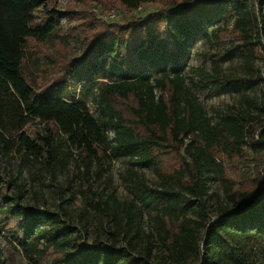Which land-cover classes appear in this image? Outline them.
I'll return each mask as SVG.
<instances>
[{
	"label": "trees",
	"instance_id": "obj_1",
	"mask_svg": "<svg viewBox=\"0 0 264 264\" xmlns=\"http://www.w3.org/2000/svg\"><path fill=\"white\" fill-rule=\"evenodd\" d=\"M156 1L111 2L132 12ZM214 8L234 15V31L244 44H252L257 19L247 0H174L120 22L90 15L81 41L83 54L53 61L52 79L36 89L23 73L21 49L44 42L63 13L48 8L47 0H0V153L7 154L18 143L25 166L35 162L50 174L72 159L86 169L128 159L124 179L133 194L131 206L139 202L156 216L162 252L153 261L149 246L132 241L131 221L122 228L124 247L116 245V237L84 245L59 216L18 207L1 188L0 231L22 247L29 263L190 264L202 256V264H264V127L258 140L248 125L257 120L253 111L264 108L245 91L244 114L227 113L213 122L183 95L181 53L203 29L200 14ZM220 68L214 61L205 82L210 95L232 83ZM73 75L94 102L95 116L74 99ZM249 83L248 78L238 86ZM63 88L69 96H58ZM123 100L127 102L120 106ZM36 119L44 124L42 132L27 131ZM243 147L257 157L252 164ZM223 154L229 157L227 165L217 161ZM169 157L174 158L171 166ZM225 166L227 174L237 175L236 189L227 183ZM138 167L152 169L154 187ZM214 170L231 209L222 208L211 219L201 200ZM246 181L248 188L242 186Z\"/></svg>",
	"mask_w": 264,
	"mask_h": 264
},
{
	"label": "rangeland",
	"instance_id": "obj_2",
	"mask_svg": "<svg viewBox=\"0 0 264 264\" xmlns=\"http://www.w3.org/2000/svg\"><path fill=\"white\" fill-rule=\"evenodd\" d=\"M111 1L113 0H47L48 8H55L63 13L58 28L41 44L33 45L30 42L21 49L23 73L36 89L52 79L55 60H69L74 55L83 54L81 41L86 32L84 29L89 26L86 22L92 19L90 15L103 21L120 22L132 16L142 17L156 10L158 6L168 5L174 0H157L132 12L115 7ZM247 1L251 14L257 19V25L254 26L250 38L252 44H244L234 31V15H225L218 8H214L205 15L200 14L203 29L181 53L185 88L183 95L189 96L213 122L227 113L244 114L246 106L241 96L245 91L254 102L264 108V104H261L264 103V0ZM111 9L116 12V16L109 20L102 19L101 14ZM214 61H219L220 71L232 80V83L222 86L219 92L210 95L205 88V82L213 73ZM248 78L251 83L238 86ZM72 90L74 99L83 101L89 112L95 116L94 102L91 97H85L81 92L75 75L72 76ZM57 93L58 96H69L66 88ZM158 94L157 90L156 95ZM126 102L127 100L120 101L119 105L123 106ZM253 115L257 120L249 122L248 125L254 136L260 140L264 127V109L254 110ZM245 121L243 119L242 122ZM43 126L44 124L36 119L27 131L36 129L42 132ZM108 133L112 136L111 131ZM197 139L201 141L202 135L198 134ZM72 152L74 154L76 150ZM243 155L250 159L251 164L257 158L247 147H243ZM227 158L229 157L223 154L217 161L222 164L224 161L227 165ZM166 159L167 165L171 166L174 158ZM127 166L128 159L121 158L113 160L110 164L93 163L86 169L81 165L77 167V162L73 163L72 159L58 166L56 172L50 174L41 171L35 162L25 166L20 146L14 142L7 154L0 153V191L5 188L3 191L10 197L9 202L17 204L18 207L30 212L47 211L59 216L63 223L70 227L73 237L84 245H91L95 240L109 243L110 238L116 237V245L124 247L122 228L131 221L128 236L141 247L149 246L154 255L152 260L158 261L156 257L162 252L156 236L157 218L151 214L150 209L139 202L131 206L134 202L133 194L124 179ZM138 171L148 185H156L157 179L152 169L138 167ZM224 171L227 183L236 189L237 175L227 174L230 170L226 169V166ZM209 175L212 179L208 181V192L201 201L207 209L208 217L212 219L222 208L231 209V206L228 205L227 193L222 180H218L216 170ZM242 186L248 188L250 185L246 181ZM4 233L0 231V264H34L29 263L22 247ZM204 237L203 230L201 238ZM190 264H202V256L200 260L191 259Z\"/></svg>",
	"mask_w": 264,
	"mask_h": 264
},
{
	"label": "built area",
	"instance_id": "obj_3",
	"mask_svg": "<svg viewBox=\"0 0 264 264\" xmlns=\"http://www.w3.org/2000/svg\"><path fill=\"white\" fill-rule=\"evenodd\" d=\"M101 16H102L101 18L104 20L113 19L116 16V12L113 9H111L101 14Z\"/></svg>",
	"mask_w": 264,
	"mask_h": 264
}]
</instances>
